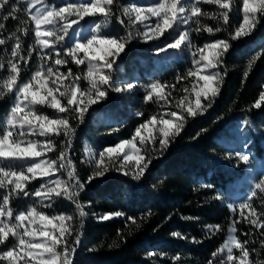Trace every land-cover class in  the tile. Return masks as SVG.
Returning a JSON list of instances; mask_svg holds the SVG:
<instances>
[{
  "label": "snow or ice",
  "instance_id": "snow-or-ice-1",
  "mask_svg": "<svg viewBox=\"0 0 264 264\" xmlns=\"http://www.w3.org/2000/svg\"><path fill=\"white\" fill-rule=\"evenodd\" d=\"M22 4L27 19H20L18 15ZM202 4L214 5L217 10L204 11L200 6ZM9 5L10 11L4 15V9ZM116 8L120 15L114 11ZM233 16L242 19L238 27L229 33L231 40L253 35L264 23V0H155L146 6L136 3L120 5L119 0H76L63 6L50 4L48 0H16L12 4L10 0H0V19L7 21L11 18L19 21L20 25L7 38L15 41L11 49V59L6 64L0 59V71L8 73L0 82V99L6 94L14 96V103L0 126V190L5 193L0 196V264H75L74 256L81 243L80 229L72 227L76 217L66 213L48 215L35 206L16 213L11 206L12 200L20 196H35L44 208H51L58 198L66 199L74 203L82 224L88 213L77 197L87 185L98 178L106 177L113 170L126 176L131 175L134 180H141L152 163L148 152L158 150L162 155L181 134L188 118L203 114L215 103L226 75L221 73L219 66L224 63L223 58L229 53L232 44L227 39H216L202 47L195 46L190 32L181 31L171 43L158 51L181 49L182 46L195 49L192 52L194 70L190 69L186 76L176 78L177 83L193 78L191 89L183 88L184 95L176 102V111L151 116L135 129L131 139L121 140L114 147H106L98 154L86 147L88 158L82 162L94 164L95 167L87 181L81 182L76 164L69 155L76 135V128L70 121L74 119L78 124L83 123L85 113L90 107L107 99L110 91L129 92L135 87L134 83H116L113 76V68L121 54L125 53L126 45L135 36L145 41L171 37L177 25H187L190 21L197 25L196 32L206 31L213 36L223 31V26H230ZM202 17L217 21V26L203 24ZM89 20L91 23L88 35L76 32L74 26L81 22L88 23ZM113 21L128 29L142 25L144 30L137 29L135 33L129 30L124 36L105 32ZM30 24L34 25L31 31L34 32L35 44L25 56L21 54V36L29 34ZM3 28L4 24H0V30ZM70 29L78 38L70 47L61 50L58 45L65 41ZM6 43V39L0 38V45ZM37 47L40 49L41 63L29 80L21 82L19 78L22 66L28 64ZM262 56L264 49L257 52L253 60ZM49 61L52 66H48ZM69 61L77 66L84 65L86 70L74 75L69 67L66 73L61 72L57 66H67ZM248 67H252L251 62ZM82 81L86 82V87ZM166 87L175 88V85L167 86L159 82L152 84L145 101L170 104L171 92H165ZM192 93L195 94L194 101L190 98ZM260 100H264V92L260 93ZM260 100L254 104L256 109L262 107ZM42 109H52L54 114L48 115ZM142 130H147L148 134L142 135ZM60 137L62 139L57 143V138ZM57 151L59 155L56 159L47 157L48 153ZM235 156L238 161L246 164L251 159L247 152H236ZM16 161L28 163L17 168L13 163ZM57 173L61 175L56 176ZM53 176L56 178L53 179ZM38 178L45 182L30 193L27 185ZM257 192L264 194V179L254 185L251 194L238 208L240 217L264 237V211L258 212L252 206ZM214 198L222 199L220 196ZM227 207L233 212L237 210V206L233 204H228ZM244 210H248L247 213ZM121 216L125 214L117 211L101 214L96 218L104 222ZM125 219L137 229L140 227L137 218L125 216ZM65 222H68V226H65ZM240 222V219L233 220L228 227L227 238L212 253L208 264H215L217 257H220L219 264H264V260L259 259L261 250H264V238L259 241V250L251 247L249 239L241 240L236 235V225ZM206 228L209 234L221 230L220 225H207ZM171 235L187 239L180 232H172ZM244 235L248 236L250 233ZM118 236L124 239L123 233L118 232ZM109 247H119V244L114 240ZM234 250L239 255H235ZM253 254L256 259H253ZM153 255L157 254L148 253L149 257ZM172 260L179 264L181 257L176 255Z\"/></svg>",
  "mask_w": 264,
  "mask_h": 264
},
{
  "label": "trees",
  "instance_id": "trees-1",
  "mask_svg": "<svg viewBox=\"0 0 264 264\" xmlns=\"http://www.w3.org/2000/svg\"><path fill=\"white\" fill-rule=\"evenodd\" d=\"M127 1L119 0V4L124 5ZM48 2L50 3V0ZM74 2L56 0L55 5L63 6ZM12 3H16V0H10V4ZM200 6L208 12L217 10L214 5ZM23 8L22 4L18 15L20 19H27ZM9 11L10 5L5 7L3 14L7 15ZM114 11L120 15L118 8ZM124 19L127 25V19ZM201 20L203 24L217 26V21L207 17H202ZM239 21V17L237 19L233 16L231 25L223 26L224 30L213 36L206 31L196 32L197 25L190 21L193 45L202 47L216 39H227L232 44L229 53L223 58L224 63L219 66L221 73H226L224 83L212 107L195 118H188L185 128L168 149L162 155L159 152L152 157V163L141 180L133 181L124 174L111 173L87 185L77 197L88 213L82 224L74 203L61 198L53 202V207L44 208L35 196H20L12 200L11 206L15 212L26 211L35 206L48 215H74L76 218L72 227L79 228L81 232V243L74 256L75 264H177L172 260L176 255L181 257L179 264H208L212 253L225 241L228 227L236 219L241 220L236 225L238 238L249 239L250 246L259 250V241L264 237L240 217L238 205L247 199L254 185L264 179V101L260 102V109L254 107L264 89V56L253 60L256 53L264 49V23L253 35L231 40L229 33L238 27ZM0 24H4V28L0 30V38L7 40L6 44L0 45V59L6 64L11 59V49L15 43L13 39L7 38L16 32L20 25L19 21L11 18L7 21L0 19ZM29 28V34L21 36V54L25 56L35 44L34 32L31 31L34 25L30 24ZM129 30L131 29L113 21L104 31L124 36ZM71 43L72 35L69 33L58 47L62 50L70 47ZM163 47L156 41H130L126 45L125 53L121 54L113 68V76L115 78L123 73L128 74L132 78L130 83H134L135 87L123 94L120 100L110 91L107 99L90 107L85 113L83 123L78 124L74 119L70 121L76 128V135L69 155L76 164L81 182H86L93 171L90 164L82 162L85 161V144L93 149H102L114 145L119 140L129 139L141 121L153 115L176 111L175 104L184 95L183 88L191 89L193 78L181 80L179 83L176 78L186 76L190 69L194 70L192 54L166 56L164 53L167 52H159L151 56L147 53ZM39 55L40 49L37 47L28 64L22 66L19 78L21 82L29 80L37 70L41 63ZM250 62L251 68L248 67ZM48 66H52L51 61ZM57 67L65 73L70 67L74 75L86 69L84 65L77 66L71 61L67 66ZM7 75V71H0V82ZM157 82L167 86L175 85V88L164 89L165 92H171L170 104L145 101L149 87ZM82 84L87 86L86 82L82 81ZM190 98L194 101L195 94L192 93ZM13 103L14 96L10 94L0 99V126L3 125ZM42 111L48 115H53L54 112L52 109ZM95 112H106L112 118L91 122ZM197 133L200 135L197 136ZM240 133H244L245 140L240 144L239 150L249 153L251 157L247 164L238 161L231 152V146L227 144ZM60 139L62 137L57 138V143ZM58 155L57 151L48 153L47 157L56 159ZM14 165L19 168L26 163L16 161ZM249 177H252L253 181H250ZM64 178L67 179L66 176ZM41 183L43 181L40 178L33 180L27 185V190L30 193L36 191ZM3 194V190H0V196ZM216 196L222 199L217 200L214 198ZM228 204L237 206V210L233 212L227 207ZM252 206L258 212L264 211V194L257 192ZM117 211L123 212L125 216L137 218L140 227L137 229L126 221L125 216L104 222L96 219L98 215ZM244 211L247 213L248 210ZM145 217L147 218L144 219ZM184 217L197 219L185 220ZM207 225H220L221 230L209 234ZM118 232L123 233L124 239L118 236ZM172 232H180L181 236L187 239L173 237ZM244 233L250 235L245 236ZM114 240L119 247H109ZM149 252L157 255L149 257ZM234 254L239 255L237 250ZM256 258L253 254V259ZM259 259L264 260V250H261ZM219 260L220 257H217L215 264H219Z\"/></svg>",
  "mask_w": 264,
  "mask_h": 264
},
{
  "label": "rangeland",
  "instance_id": "rangeland-1",
  "mask_svg": "<svg viewBox=\"0 0 264 264\" xmlns=\"http://www.w3.org/2000/svg\"><path fill=\"white\" fill-rule=\"evenodd\" d=\"M59 2H61V0H58ZM75 2H76V0H74ZM55 2H56V0H50V4H53V5H55ZM153 2H155V0H128L124 5H126V4H131V3H136V4H138V5H141V6H146V5H150L151 3H153ZM126 18V17H125ZM127 19V18H126ZM237 19H238V17H237ZM242 19V17H239V20H241ZM240 22V21H239ZM91 23V20H89L88 21V23H85V22H81V24L80 25H78V26H74V28H75V30H76V32H81V33H83L84 35H88L89 34V24ZM189 24H190V22L187 24V25H177V27L173 30V35L171 36V37H167V38H165V37H162V38H160L159 40H150V41H145V40H143L142 38H140L139 36H135V38H134V40H136L137 42H139V43H144V42H154V41H156V42H159V44L160 45H162V46H164L165 47V45L167 44V43H171L172 42V40L179 34V32H181V31H184V30H188L189 32H191L190 30V27H189ZM137 29H139L140 31H143L144 29H143V26L142 25H137V26H135V28H132L131 29V31H133V33H135V31L137 30ZM69 33L72 35V42L76 39V38H78V37H76L75 35H74V33H73V30L72 29H70L69 30ZM190 35H191V33H190ZM118 36H122V35H118ZM194 50H193V48L192 49H189L188 47H186V46H182V48L181 49H168L167 51H165V52H167V53H164L166 56L167 55H174V56H181V55H183L184 53H188V54H192V52H193ZM148 53V55H151V56H154V55H156V54H158L159 53V51H148L147 52ZM86 70V69H85ZM117 71V70H116ZM115 71V72H116ZM133 76H134V78H135V75H134V73H133ZM115 81H116V83H119V84H123V83H130V80L132 79L131 78V76L130 75H128V74H121V75H117L115 78ZM151 87V86H150ZM150 87H149V89H150ZM264 88V87H263ZM262 92H264V89H263V91ZM114 93V95H116V96H118V100H120V97L123 95V94H126L127 92H121V93H115V92H113ZM259 100H260V97H259ZM262 101H264V100H260V102H262ZM100 102H102V101H100ZM100 102H98V104L100 103ZM53 114H54V112H53ZM112 117L111 116H109V115H107L106 114V112H95V114H94V116L91 118V122H94L95 120H98V119H102V120H110ZM148 119H150V117L148 118ZM148 119H146V120H148ZM129 120V119H128ZM146 120H144V121H141V123L140 124H142V123H144ZM139 124V125H140ZM134 133H135V131H134ZM134 133H133V135H134ZM148 133H147V130H142V135H147ZM132 135V136H133ZM132 136L129 138V139H131L132 138ZM244 140H245V135H244V133H240L239 134V136H237V135H235L234 136V138L233 139H230V141L229 142H227V144H229L230 146H231V152H232V154L233 155H235V153L236 152H242L241 150H239V147H240V144H242L243 142H244ZM121 140H119L117 143H119ZM117 143H115V144H117ZM115 144L114 145H112L111 147H114L115 146ZM86 147H88V148H91L89 145H87V144H85L84 145V147H83V152H84V159L86 160L88 157H87V155H86V152H85V148ZM108 147H110V146H108ZM138 147H139V145H138ZM149 148H151V145H149L148 146ZM106 148V147H105ZM156 148L158 149L159 148V145L157 144L156 145ZM94 152H96L97 154L100 152V151H102L104 148H102V149H93V148H91ZM156 154H159V151L157 150V151H149L148 152V155L149 156H151V158L152 157H154V155H156ZM97 158H98V156H97ZM26 164L28 163V161H24ZM13 163H15V162H13ZM91 165V167H92V169H94V167H95V165L94 164H90ZM127 170V169H126ZM251 172V170H249V173ZM111 173H115V174H117V173H119V174H123L122 172H116V171H110L109 173H107V174H111ZM106 174V175H107ZM57 176V175H56ZM127 176H129L130 177V179L131 180H133V181H137V180H134L133 178H132V176L131 175H127ZM247 176V175H246ZM53 179L54 178H56L55 176H53L52 177ZM42 181H43V183L45 182L43 179H41ZM249 180L250 181H253V179H252V177H249ZM106 214H108V213H106ZM97 219V218H96ZM65 226H68V222H65ZM228 236V235H227ZM227 238V237H226ZM4 250H6V249H4ZM235 251V250H234Z\"/></svg>",
  "mask_w": 264,
  "mask_h": 264
}]
</instances>
